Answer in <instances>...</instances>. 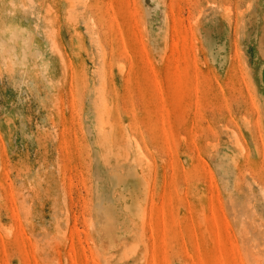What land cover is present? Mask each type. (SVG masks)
Masks as SVG:
<instances>
[{
  "label": "rangeland",
  "instance_id": "obj_1",
  "mask_svg": "<svg viewBox=\"0 0 264 264\" xmlns=\"http://www.w3.org/2000/svg\"><path fill=\"white\" fill-rule=\"evenodd\" d=\"M0 264H264V0H0Z\"/></svg>",
  "mask_w": 264,
  "mask_h": 264
}]
</instances>
